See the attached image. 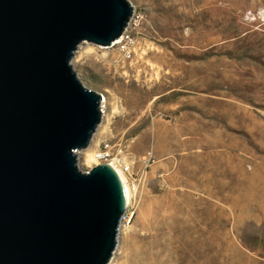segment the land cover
I'll return each mask as SVG.
<instances>
[{"label": "rangeland", "instance_id": "374dc122", "mask_svg": "<svg viewBox=\"0 0 264 264\" xmlns=\"http://www.w3.org/2000/svg\"><path fill=\"white\" fill-rule=\"evenodd\" d=\"M128 2V51L85 43L72 61L106 99L81 168L130 146L109 264H264V0Z\"/></svg>", "mask_w": 264, "mask_h": 264}, {"label": "water", "instance_id": "95a60500", "mask_svg": "<svg viewBox=\"0 0 264 264\" xmlns=\"http://www.w3.org/2000/svg\"><path fill=\"white\" fill-rule=\"evenodd\" d=\"M128 0H0V264H109L127 209L108 164L83 173L102 96L72 61L111 47Z\"/></svg>", "mask_w": 264, "mask_h": 264}, {"label": "built area", "instance_id": "2783aa9c", "mask_svg": "<svg viewBox=\"0 0 264 264\" xmlns=\"http://www.w3.org/2000/svg\"><path fill=\"white\" fill-rule=\"evenodd\" d=\"M134 17V12H133V16L131 18V20ZM130 20V22H131ZM129 22V23H130ZM129 27V25H128ZM128 27L125 30V32L123 33L122 37L116 41L111 47H108L106 49H111L114 48L116 46H120L121 44H123L125 42V45L122 46V50L124 51H128V40L130 39L129 34L127 33L128 31ZM80 48V47H79ZM102 101H101V111L103 112V116L105 115V109H106V100H105V96L102 95ZM129 149L130 146L128 144V142L126 141H104L100 147L98 148V150H96V152L93 155V161L91 164V166H87L86 170H83L80 166V155H81V151L83 150H79L77 151V160H78V167L79 169L81 168L83 173H90V171L95 168L96 166H100L103 164H108L109 166H111L117 173H120L124 178L126 183L128 184L129 179L133 177L134 175V171H133V164L131 161L128 160L129 157ZM129 219V205L127 206V209L121 219V223H120V228L119 231L121 230V228L124 226V223Z\"/></svg>", "mask_w": 264, "mask_h": 264}, {"label": "bare ground", "instance_id": "6f19581e", "mask_svg": "<svg viewBox=\"0 0 264 264\" xmlns=\"http://www.w3.org/2000/svg\"><path fill=\"white\" fill-rule=\"evenodd\" d=\"M92 161H93V157H89V160L86 161L88 163V165L85 163L86 166H89L90 167L91 166V163L90 162H92ZM80 170H82V169L80 168ZM118 175H119V177H120V179H121V181H122V183L124 185V189H125V192H126L127 206H128L131 203V190H130L128 184L126 183L125 178L120 173H118Z\"/></svg>", "mask_w": 264, "mask_h": 264}]
</instances>
